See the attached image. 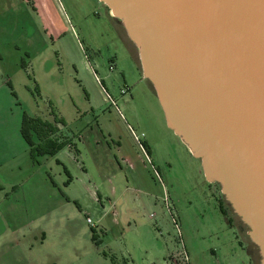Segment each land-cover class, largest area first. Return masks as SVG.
I'll return each instance as SVG.
<instances>
[{"label": "rangeland", "instance_id": "obj_1", "mask_svg": "<svg viewBox=\"0 0 264 264\" xmlns=\"http://www.w3.org/2000/svg\"><path fill=\"white\" fill-rule=\"evenodd\" d=\"M115 18L102 0H0V264H261ZM27 116L72 144L35 161Z\"/></svg>", "mask_w": 264, "mask_h": 264}, {"label": "water", "instance_id": "obj_2", "mask_svg": "<svg viewBox=\"0 0 264 264\" xmlns=\"http://www.w3.org/2000/svg\"><path fill=\"white\" fill-rule=\"evenodd\" d=\"M264 264V0H102Z\"/></svg>", "mask_w": 264, "mask_h": 264}, {"label": "trees", "instance_id": "obj_3", "mask_svg": "<svg viewBox=\"0 0 264 264\" xmlns=\"http://www.w3.org/2000/svg\"><path fill=\"white\" fill-rule=\"evenodd\" d=\"M59 130L57 125L39 116L25 117L22 132L35 161L45 155H55L65 146L72 144L70 140L59 134ZM34 136L37 137L38 141L34 140ZM222 210L226 215L228 214L223 206Z\"/></svg>", "mask_w": 264, "mask_h": 264}, {"label": "flooded vegetation", "instance_id": "obj_4", "mask_svg": "<svg viewBox=\"0 0 264 264\" xmlns=\"http://www.w3.org/2000/svg\"><path fill=\"white\" fill-rule=\"evenodd\" d=\"M115 22L122 25V21L118 17L115 18ZM120 41H122L121 38Z\"/></svg>", "mask_w": 264, "mask_h": 264}, {"label": "built area", "instance_id": "obj_5", "mask_svg": "<svg viewBox=\"0 0 264 264\" xmlns=\"http://www.w3.org/2000/svg\"><path fill=\"white\" fill-rule=\"evenodd\" d=\"M135 138L140 141L139 136L135 134Z\"/></svg>", "mask_w": 264, "mask_h": 264}, {"label": "crops", "instance_id": "obj_6", "mask_svg": "<svg viewBox=\"0 0 264 264\" xmlns=\"http://www.w3.org/2000/svg\"><path fill=\"white\" fill-rule=\"evenodd\" d=\"M2 187H3V186H2ZM3 190H4V189H3ZM3 190H2V191H3Z\"/></svg>", "mask_w": 264, "mask_h": 264}]
</instances>
